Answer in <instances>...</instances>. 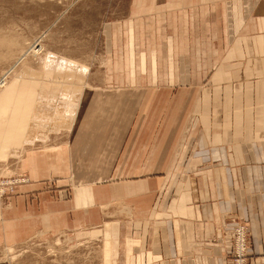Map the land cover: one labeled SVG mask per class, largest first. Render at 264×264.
Masks as SVG:
<instances>
[{
    "label": "crops",
    "instance_id": "1",
    "mask_svg": "<svg viewBox=\"0 0 264 264\" xmlns=\"http://www.w3.org/2000/svg\"><path fill=\"white\" fill-rule=\"evenodd\" d=\"M112 30L89 121L20 161L0 244L85 230L109 241L105 264H229L239 220L264 264V0H131Z\"/></svg>",
    "mask_w": 264,
    "mask_h": 264
},
{
    "label": "rangeland",
    "instance_id": "2",
    "mask_svg": "<svg viewBox=\"0 0 264 264\" xmlns=\"http://www.w3.org/2000/svg\"><path fill=\"white\" fill-rule=\"evenodd\" d=\"M130 1L0 0V139L6 131L2 130L4 128L2 125L9 121V118L10 121L16 118L12 109L16 104L25 101L26 93H32L42 99L45 97L50 99L53 95V97L57 95L58 99L66 101L71 92L68 89L65 90L67 86L53 92L51 85L54 82L57 85L75 83L78 86V84H84V89H86L84 94L86 95L88 89L101 84V80L103 82L104 61L109 54L107 41L113 36L114 22L121 23L129 15ZM35 43L42 46L38 52H32L29 49ZM24 51L27 53L24 54ZM107 68L110 69L111 65L108 64ZM211 73L212 71L207 72L202 83L205 85L203 91L206 90L209 95V109L215 97L211 86L213 82L209 80ZM203 91L200 92L201 97H203ZM5 94L9 95L8 100L5 99ZM74 98L77 96L75 95ZM78 107L79 105L75 108L76 110L74 109L77 112H73L75 118L71 125H77L76 123L80 121H89V109L82 110L83 117L80 120L77 115L80 110ZM193 117H197L192 127L194 130L192 139L195 141L194 145L190 144L187 149H184L185 152L186 150L188 152V149L197 148L195 136L202 129L199 114H194ZM5 119L7 120L4 121ZM55 125L52 124V126ZM60 125L50 130V133L48 131L47 137L43 139L37 137L33 138L31 142L22 143L21 136L17 133L6 143H2L0 140V181H11V179L16 181L11 189V186H8L6 193L1 198L2 202L12 195L11 193L18 190L20 185L22 186L30 180L26 172L19 170L21 169L20 161H22V167H27V160L30 159L27 158L28 154H32V151L44 152L56 149V146L52 144H56L68 136L70 128ZM49 144L52 146H48ZM33 146H35V150ZM185 152L184 159L188 155ZM181 162L184 166L186 161L181 159ZM182 168L184 170H178L180 178L194 172ZM200 169H197V175L200 174ZM0 184L2 186V183ZM232 224L234 225L231 228L230 241L238 224H242L245 228L248 241L245 222L237 220ZM94 232L96 231L86 232L84 230L70 234L49 235L46 231H42L39 238H31L24 243L7 246L0 244V264H105V261L109 263L111 261L110 255H108L109 241L103 239L101 233L97 235V232ZM228 251H226V256L229 264H235L234 252L228 254ZM102 253L105 261L102 260ZM249 256L248 254L245 258V264H248Z\"/></svg>",
    "mask_w": 264,
    "mask_h": 264
},
{
    "label": "bare ground",
    "instance_id": "3",
    "mask_svg": "<svg viewBox=\"0 0 264 264\" xmlns=\"http://www.w3.org/2000/svg\"><path fill=\"white\" fill-rule=\"evenodd\" d=\"M41 48H42V46L39 43H35V44H32L29 49L32 52H38ZM26 53L27 52L24 51V54H26ZM84 69H86V68H84ZM0 84H1V82H0ZM59 85H57L56 82H54L53 85H51L53 92H55V90H57V89L60 90V88L62 90V88L67 86L65 88V90L68 89L71 92V95L69 94L70 96L69 95H68L69 97L67 96L69 99L67 98L66 101L58 99L59 97H57V95L55 97H53L54 96L53 95L50 99H48L49 97H45L42 99L40 96L36 97V96H34V94H32V93L30 94L29 92L25 94L27 96L25 101L24 100H23V102L18 101L20 103L16 104L15 107L12 109L15 113L14 115H16V118H13V116H12L13 119L11 121H10V118L9 119L7 118L9 121H6L7 119H5L4 121H6V122L4 123V125H2L4 128L3 129L1 128V129L6 130L4 132V134H2V139H0L2 141V143H6L7 140H9V138H12L13 135H17V133L20 134L21 139H22V143L23 142H31L33 138H37V137H40L42 139L46 138L48 131L50 133V130L59 127L58 125H60V124H61L60 126L63 125L62 127H65V128L68 126L67 127L68 129L72 126L71 122L75 118L74 115L77 112V111H75L76 110L75 108L77 107V105H79V107H80V105L84 99L83 97L86 96V94H84V92L86 90V89H84L85 85L84 84L83 85L78 84V86H77V84H75V83H65V84H62L60 86ZM82 90H83V94H82ZM12 93H14V92H12ZM16 95H18V94H16ZM16 95H14V96L17 97ZM21 95H23V94H21ZM75 95L77 96V98H74ZM8 96H9L8 94L4 95L6 100L9 99ZM80 96L82 97V100H81ZM7 97H8V99H7ZM42 97H44V96L42 95ZM10 98H11V95H10ZM60 98H62V97H60ZM65 99H66V97H65ZM79 100H80V102H78ZM15 101H16V99H15ZM73 112H75V113H73ZM77 115H79V114H77ZM77 118H76V121H77ZM57 123H59V124H57ZM52 124H56V125L52 126ZM48 126H52V127H48ZM14 138H16V137H14ZM2 187L5 188L4 186H1V184H0V195H1V192L4 190V189H2ZM2 197L3 196H0V200ZM236 227L240 228L243 226H242V224L241 225L238 224V225H236ZM240 240H241V236L239 235V241ZM231 243H230V246L228 247L229 249L231 247ZM237 264H243V263L238 262Z\"/></svg>",
    "mask_w": 264,
    "mask_h": 264
},
{
    "label": "built area",
    "instance_id": "4",
    "mask_svg": "<svg viewBox=\"0 0 264 264\" xmlns=\"http://www.w3.org/2000/svg\"><path fill=\"white\" fill-rule=\"evenodd\" d=\"M0 183H2V186L4 185L5 188L2 187V189H4L2 192H1V195L0 196H4V194L6 193V189L8 188V186H11L10 189L13 187V185H15L16 181L11 179L10 180H2L0 181ZM243 230V231H242ZM244 232V233H243ZM246 230L244 227H236L234 229V232H233V235H232V238H231V241H232V247L233 250H231V248L229 249L228 251V254L229 253H232V251L234 252V255L236 257V261H235V264H237L238 262H241L243 264H245V258H247L248 254H249V243L248 241L246 240ZM239 235L241 236V242L239 241Z\"/></svg>",
    "mask_w": 264,
    "mask_h": 264
}]
</instances>
